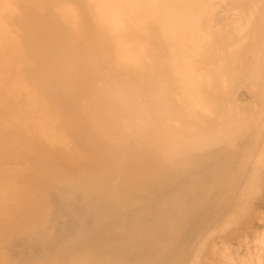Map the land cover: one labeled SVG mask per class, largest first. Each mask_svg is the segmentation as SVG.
Segmentation results:
<instances>
[{"label":"bare ground","instance_id":"bare-ground-1","mask_svg":"<svg viewBox=\"0 0 264 264\" xmlns=\"http://www.w3.org/2000/svg\"><path fill=\"white\" fill-rule=\"evenodd\" d=\"M263 26L264 0H0V264H213L230 236L247 248L240 214H261L236 167L264 151Z\"/></svg>","mask_w":264,"mask_h":264},{"label":"rangeland","instance_id":"rangeland-1","mask_svg":"<svg viewBox=\"0 0 264 264\" xmlns=\"http://www.w3.org/2000/svg\"><path fill=\"white\" fill-rule=\"evenodd\" d=\"M202 8H203V12H202L203 15H201L202 18H204L208 14L209 9H213V11H211L212 14H211L210 18L208 19V23L210 24V29L212 31H215V30L222 31V30H224L225 31L224 32L225 33L224 38L229 37V33L232 30V28L230 26V21L224 23L223 29L220 27L221 26L220 25V22H221L220 21V17H221L220 15H222V12L225 9V5L222 4V3L217 5V3L215 1H214V3H210L209 1H207L206 3L204 2L202 4ZM261 28L263 29V37H264V26L261 27ZM260 45H261V43H257L256 44V46H257L256 48L260 47ZM246 53H247V51L245 52V50H243L241 52L242 55H246ZM256 54H257V52H256ZM256 54L254 53V56ZM240 64L241 65H240V67L238 69L240 71V82L236 85L237 89L234 92V94H235V96L240 95L242 100H245L246 102L252 101L253 100L252 97H254V96L252 95V97H251L250 96L251 94L246 93L243 89H240L241 86L244 85L246 83V81H247V77H248L247 72L249 71L250 60L248 58L242 57V59L240 60ZM241 108H243V107L241 106ZM259 149L260 148H257V150L259 151L258 154H257V151H256V153L254 152V154H256V155H252L253 159L256 158L257 162L255 160H253L252 158H251L252 160L249 159L250 158L249 157V158H246L249 161L251 160L250 162L249 161L246 162L248 165L245 163L246 159H243L244 161L243 160H239L238 163H237L238 164L237 167H236V165H235V167L238 168V170H240L241 168L244 170V172H243V170H240V172H238L239 174L243 172V174H240V175L243 178L245 177L244 178L245 180H243V178H241L242 180H239L240 183L243 182L245 184V183H247L246 180H249L250 183H248V184H250L252 186L250 189L249 188L247 189L249 192H251L248 195V197H250L249 198L250 199V205L249 206H250V208L251 207H255L256 210L260 211L261 220L259 219V221H258V219L255 218V216L251 212H249V214L247 212H246L247 214L244 213L246 211V209H244L243 210L244 212L242 211L241 214H240L242 217H240L241 219H239V222L241 223L240 227H239L240 228L239 231L242 232V233L244 232V234H246L247 240H248L247 241L248 242L247 243L248 247L246 248L244 244H241L239 246L240 240H241V238H239V236H237V238H238V240L239 239L240 240L239 241L237 240V243H236V240H235L236 236H232L233 240L231 239L232 237L230 236V238H229L230 241L229 240H224L222 245L219 246L221 251L217 252V253H219V255L216 253V255L212 258L213 264H226V263L227 264H235V263H237V264H245V263L246 264H259V263L260 264H264V248L261 245H259V244H257L255 242L256 238H255V235H254V231L255 230H257L259 232L262 229H264L263 228L264 227V221H263V219H264V217H263L264 216V193L262 194V191H264V154H263L264 151L262 152ZM260 152H261V154H260ZM259 154H260L261 157L259 156ZM257 155H258L259 158L257 157ZM215 157H216V155H215ZM218 157H219V159L221 158V156H218ZM260 158H261V160H259ZM242 162L245 163V164H243ZM251 163H252V165H251ZM241 165L242 166L244 165L245 167H242ZM238 166L241 167V168H239ZM250 166H251V168H250ZM247 167H249L247 170H249L250 172L246 171V169H244V168H247ZM253 170H256V171L254 172ZM246 172L249 173L248 175L251 176V177H248ZM250 173H252V174L250 175ZM242 175H244V176H242ZM251 178H252V180H251ZM244 181H246V182H244ZM260 189H261V191H260ZM258 191H260V193ZM241 199L244 200L242 197H241ZM245 202L246 201L242 202V204L244 205ZM226 224L227 223H225V225L221 228L220 232L224 231V233L225 232L228 233V232L231 231V229L227 230V228L229 226H227ZM38 228H39V233H40V230H41L40 229L41 228L40 224L38 225ZM246 228H247V230H246ZM232 229L235 230V228H232ZM236 235H238V234H236ZM225 236L226 235L223 234V237H225ZM252 240L254 241V243H253ZM233 248L235 249V251H234ZM239 248H240V250H239ZM249 250L251 251V253H250ZM249 253L252 254V255H250ZM204 254H205V248H202L200 254L198 255V257H202ZM228 254H231L232 261H231V258L229 257ZM235 254H237V255H235ZM224 255H226V256H224ZM214 260H216V261H214ZM240 261H241V263H240ZM195 264H201V262H198V263L196 262Z\"/></svg>","mask_w":264,"mask_h":264}]
</instances>
